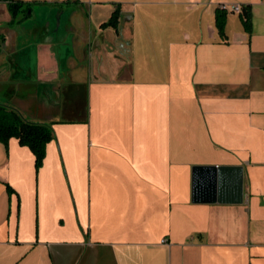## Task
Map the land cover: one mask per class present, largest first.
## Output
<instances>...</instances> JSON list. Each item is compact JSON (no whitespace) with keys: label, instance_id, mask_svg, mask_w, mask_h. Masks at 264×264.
Here are the masks:
<instances>
[{"label":"crops","instance_id":"obj_1","mask_svg":"<svg viewBox=\"0 0 264 264\" xmlns=\"http://www.w3.org/2000/svg\"><path fill=\"white\" fill-rule=\"evenodd\" d=\"M8 1L0 92L55 137L39 167L0 140V264H264V0ZM199 165L244 200L193 201Z\"/></svg>","mask_w":264,"mask_h":264},{"label":"trees","instance_id":"obj_2","mask_svg":"<svg viewBox=\"0 0 264 264\" xmlns=\"http://www.w3.org/2000/svg\"><path fill=\"white\" fill-rule=\"evenodd\" d=\"M8 10L12 13V22L21 19L22 13L28 10L30 3L24 0H9ZM226 10L218 8L216 23L223 32ZM242 15L246 28L251 27V14L247 7H242ZM121 9L117 7L108 21L102 26H113L119 33ZM17 137L21 144L28 145L35 154L36 165H42L46 155L47 143L55 137L53 125L50 122H39L27 119L16 107L0 101V140L8 143L10 138Z\"/></svg>","mask_w":264,"mask_h":264},{"label":"water","instance_id":"obj_3","mask_svg":"<svg viewBox=\"0 0 264 264\" xmlns=\"http://www.w3.org/2000/svg\"><path fill=\"white\" fill-rule=\"evenodd\" d=\"M0 99L10 101L11 97L2 96ZM229 197L232 202L244 200L243 166L199 165L193 168V201L225 202Z\"/></svg>","mask_w":264,"mask_h":264},{"label":"rangeland","instance_id":"obj_4","mask_svg":"<svg viewBox=\"0 0 264 264\" xmlns=\"http://www.w3.org/2000/svg\"><path fill=\"white\" fill-rule=\"evenodd\" d=\"M114 3V2H113ZM109 5L111 6L112 4L111 3H109ZM117 7H120V5L117 3L116 4V7H114V10L117 8ZM87 9V8H86ZM121 9V8H120ZM114 10H113V12H114ZM90 9L88 8V13L86 14V16H84V22H85V24L88 26V21L90 20V18H92L91 16L92 15H90ZM112 12V13H113ZM112 15V14H111ZM5 16H6V14H5ZM109 17H111V16H109ZM6 18H7V16L6 17H1L0 16V25H7V23H6ZM93 19V24H94V30L95 29H97L99 26H97V21H98V18H97V16L96 15H94V17L92 18ZM109 20V18L106 20V21H108ZM106 21H104V22H106ZM103 22V23H104ZM108 26H111V25H108ZM108 26H101V27H103V28H106V27H108ZM115 29V28H114ZM116 30V29H115ZM18 94L19 95H23L22 93H21V89H19L18 91H16V97H19L18 96ZM17 101H16V99H15V97H13L12 95H11V100H10V104L12 105V106H14V107H18L17 106V104H15ZM80 140V139H79Z\"/></svg>","mask_w":264,"mask_h":264},{"label":"flooded vegetation","instance_id":"obj_5","mask_svg":"<svg viewBox=\"0 0 264 264\" xmlns=\"http://www.w3.org/2000/svg\"><path fill=\"white\" fill-rule=\"evenodd\" d=\"M31 11H32V7H31V5H30V7L28 8V10L27 11H25L24 13H22V17H21V19L20 20H18V22H16V23H22V22H24V20H26L27 18H28V16L30 15V13H31ZM10 12V25H14L15 23H13L12 22V13H11V11H9ZM60 19L58 18V21H59ZM13 85H12V82L10 81V97H11V93H12V91H13ZM1 91V90H0ZM3 96H8V93H7V91H2V92H0ZM1 94H0V97H1ZM0 101L1 102H3V103H7V104H9V105H11L9 102H6V101H4V100H2V99H0Z\"/></svg>","mask_w":264,"mask_h":264},{"label":"built area","instance_id":"obj_6","mask_svg":"<svg viewBox=\"0 0 264 264\" xmlns=\"http://www.w3.org/2000/svg\"><path fill=\"white\" fill-rule=\"evenodd\" d=\"M227 7L228 6L226 4H223L222 5V8L225 9V10L228 9ZM230 9L233 10V11H235V12L241 13L242 12V5L240 3H234V4H232L230 6Z\"/></svg>","mask_w":264,"mask_h":264}]
</instances>
